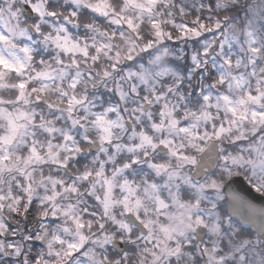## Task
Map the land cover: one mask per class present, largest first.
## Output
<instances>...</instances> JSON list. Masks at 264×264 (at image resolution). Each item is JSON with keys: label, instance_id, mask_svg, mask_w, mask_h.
I'll return each instance as SVG.
<instances>
[{"label": "clouds", "instance_id": "1", "mask_svg": "<svg viewBox=\"0 0 264 264\" xmlns=\"http://www.w3.org/2000/svg\"><path fill=\"white\" fill-rule=\"evenodd\" d=\"M0 264H264V0H0Z\"/></svg>", "mask_w": 264, "mask_h": 264}]
</instances>
